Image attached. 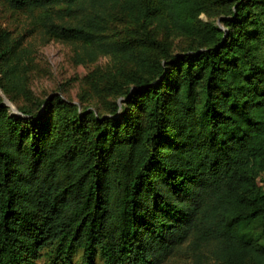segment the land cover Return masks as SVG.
Wrapping results in <instances>:
<instances>
[{
  "label": "trees",
  "instance_id": "obj_1",
  "mask_svg": "<svg viewBox=\"0 0 264 264\" xmlns=\"http://www.w3.org/2000/svg\"><path fill=\"white\" fill-rule=\"evenodd\" d=\"M0 3L81 62L129 65L94 82L118 98L104 114L38 100L29 51L0 29V90L23 98L18 115L0 97V264H165L183 244L264 264V0ZM121 16L133 28L109 38ZM159 31L186 41L173 52Z\"/></svg>",
  "mask_w": 264,
  "mask_h": 264
},
{
  "label": "rangeland",
  "instance_id": "obj_2",
  "mask_svg": "<svg viewBox=\"0 0 264 264\" xmlns=\"http://www.w3.org/2000/svg\"><path fill=\"white\" fill-rule=\"evenodd\" d=\"M200 17L204 19L205 15L201 14ZM131 28H133V24L130 20L121 16L118 20L108 23L105 33L109 38L116 39L126 37L127 31ZM0 29L8 30L14 37H19L20 47H26L29 51L26 60L28 76L26 83L34 98L44 100L56 93L72 100L80 107L88 106L100 114L107 112L109 102L118 99L113 94L96 93V88L93 85L97 80L103 82L107 77L117 76L120 69L127 68L129 65L117 62L111 55L107 54L98 55L93 60L81 62L76 57L74 44L44 36L36 23L31 24L29 16L23 12L9 10L1 3ZM156 37L171 43L173 52L180 49L186 41L185 38L171 34L169 31H159ZM0 97L8 105L10 112L19 115L17 106L22 104V97L12 101L1 90ZM258 180V184L264 188V172ZM260 229L261 226L258 225L255 231ZM255 235L258 236V234ZM260 241L264 242V240ZM80 254V250L73 253V264H78ZM45 260V257H40L38 262L42 264ZM209 262V257L193 254L187 249L186 244H183L164 263L209 264ZM94 264H101L98 256L95 257Z\"/></svg>",
  "mask_w": 264,
  "mask_h": 264
}]
</instances>
